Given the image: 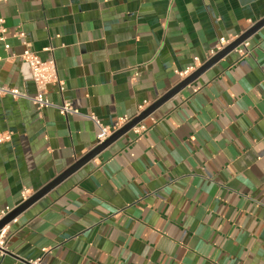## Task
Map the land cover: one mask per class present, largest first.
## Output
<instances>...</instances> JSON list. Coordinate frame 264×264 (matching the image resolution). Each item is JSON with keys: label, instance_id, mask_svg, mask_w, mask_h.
I'll return each instance as SVG.
<instances>
[{"label": "crops", "instance_id": "crops-1", "mask_svg": "<svg viewBox=\"0 0 264 264\" xmlns=\"http://www.w3.org/2000/svg\"><path fill=\"white\" fill-rule=\"evenodd\" d=\"M249 1L1 2L0 84L36 93L19 59L26 42L55 60L64 90L49 85L41 112L0 95V132L12 133L0 145V215L97 147L90 116L135 119L183 81L177 71L264 18V0ZM249 41L250 55L231 52L146 117L141 136L127 133L16 217L0 264H264V27ZM65 103L77 114H60Z\"/></svg>", "mask_w": 264, "mask_h": 264}, {"label": "built area", "instance_id": "built-area-1", "mask_svg": "<svg viewBox=\"0 0 264 264\" xmlns=\"http://www.w3.org/2000/svg\"><path fill=\"white\" fill-rule=\"evenodd\" d=\"M6 0H0L4 2ZM254 25V24H253ZM7 34L8 30L5 26V20L2 16H0V43L4 44L6 50L10 49V45L7 43ZM18 38H24V32H18L16 35ZM239 38L231 37V38H221L216 46L213 48L210 54V58L215 57L219 52L223 51L229 45H231L234 41ZM25 49L22 55L19 57L21 61H23L29 70L31 80L33 81L36 93L33 96H28L17 88H9L0 84V95H11L14 99H26L31 101L37 108L38 112H41L46 107L51 106L52 104L46 98L48 86L51 84H58L61 90L63 88V82L60 81L58 76V70L55 60L44 61L40 58V56L31 50V45L24 42ZM233 52H236L240 58L247 57L251 54V43L249 39L243 41L240 45H238ZM198 62H195V65L186 68L183 71H177L182 80H185L190 75L198 70ZM60 114L67 116L68 114H77V111L73 110L69 103H65L61 106L57 107ZM144 108V107H143ZM142 108V109H143ZM90 119L95 123V125L99 129V133L96 139V146H99L106 142L113 134H115L118 130L123 128L126 124L132 121V119L123 118L120 119L115 126H105L99 119L94 116H90ZM147 128L145 125L139 123L135 127L131 129L130 132H133L137 136H141L144 132H146ZM12 142V133L9 131L0 132V145H5ZM23 202H26L32 196V193L29 190H24L21 193ZM15 208L6 207L1 211L0 221L7 217L10 213H12ZM17 222V218L13 219L10 223L5 225L2 229H0V260L3 259L8 253V240L11 232L12 224Z\"/></svg>", "mask_w": 264, "mask_h": 264}, {"label": "water", "instance_id": "water-1", "mask_svg": "<svg viewBox=\"0 0 264 264\" xmlns=\"http://www.w3.org/2000/svg\"><path fill=\"white\" fill-rule=\"evenodd\" d=\"M243 5L249 4L251 1L249 0H240ZM264 27V18L256 22L254 25H252L246 32H244L239 38L234 41L231 45H229L227 48H225L223 51L219 52L215 57L210 59L207 63H205L201 68H199L196 72H194L192 75H190L188 78L183 80L178 86H176L173 90H171L168 94H166L163 98H161L155 105L147 109L145 112L140 114L138 117L133 119L131 122L126 124L123 128L118 130L113 136H111L106 142L103 144L97 146L94 148L88 155H86L82 160H80L76 165H74L72 168L67 170L65 173H63L57 180H55L50 185L46 186L42 190H40L37 194L33 195L29 200H27L24 204H22L20 207H18L16 210H14L12 213H10L7 217H5L3 220L0 221V229H2L5 225L10 223L13 219L18 217L21 213H23L27 208H29L32 204L40 200L43 196H45L56 184H58L60 181L67 178L71 173L76 171L78 168H80L83 164L87 163L89 160H91L93 157L101 153L103 150L108 148L110 145L115 143L118 139L126 135L131 131L133 127L141 123L146 117H148L157 107L162 105L164 102L168 101L170 98H172L174 95L179 93L181 90L186 88L189 84H191L194 80H196L200 75H202L204 72H206L208 69H210L213 65L218 63L221 59L229 55L233 50L240 45L243 41L249 39L251 36H253L255 33H257L261 28Z\"/></svg>", "mask_w": 264, "mask_h": 264}]
</instances>
